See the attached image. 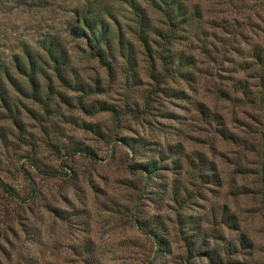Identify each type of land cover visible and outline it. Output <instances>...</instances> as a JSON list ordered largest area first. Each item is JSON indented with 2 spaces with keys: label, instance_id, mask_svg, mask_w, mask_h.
<instances>
[{
  "label": "rangeland",
  "instance_id": "rangeland-1",
  "mask_svg": "<svg viewBox=\"0 0 264 264\" xmlns=\"http://www.w3.org/2000/svg\"><path fill=\"white\" fill-rule=\"evenodd\" d=\"M3 1L8 11L0 9L3 55L18 37H37L44 19L57 17ZM188 1L202 8L201 32L176 48L193 54L195 65L187 78L163 84L182 91V98L152 92L149 63L139 53L134 81L119 72L109 82L94 63L87 69L90 75L99 72L107 85L97 98L117 109L125 101L138 106L140 112L127 111L116 123L110 112L80 108L79 94L59 86L68 100L54 95L47 110L21 97V130L0 108V180L19 191L13 198L0 188V264H214L187 250L184 237L199 229L194 247L206 238L202 251L218 247V264H264L258 193L264 176V63L254 57V49L264 53V0ZM93 99L86 98L84 107ZM200 105L211 115H202ZM124 136L152 143L138 152L144 159L157 149L172 159L174 152L166 149L172 145L181 166L174 169L164 160L156 177L133 173L129 165L140 156L122 142ZM200 155L214 161L219 182L196 177L187 159ZM26 159L55 175L37 172ZM20 163L36 187L33 198ZM173 180L181 187L178 200L172 198ZM223 213L230 215L228 222H222ZM153 232L167 240L166 252L156 250ZM240 233L249 247L239 246ZM221 241L235 248L226 254Z\"/></svg>",
  "mask_w": 264,
  "mask_h": 264
},
{
  "label": "trees",
  "instance_id": "trees-1",
  "mask_svg": "<svg viewBox=\"0 0 264 264\" xmlns=\"http://www.w3.org/2000/svg\"><path fill=\"white\" fill-rule=\"evenodd\" d=\"M10 1L19 8L35 6L57 16L44 19L46 22L40 25L35 33L37 37L21 35L16 40L17 42L9 47L8 54L0 53V108L8 114L11 122L18 129L21 128V121L17 115V103H21V97L37 101L47 110L48 101L54 95L65 97L68 100L67 95H64L57 86L63 87L72 94H79L80 108H86L85 110L89 113L95 111L112 113L115 116V123L127 111L140 112L136 103L130 105L125 101L123 107L117 109L113 104L97 98V95H102L107 91V85L103 82L99 72L90 75L87 71L88 66L94 63L103 69L109 82L117 79L119 72L124 73L125 80L130 78L134 81L139 53L149 63L150 76L154 80L152 92L182 98L180 95L182 91L171 89L163 84L167 79L187 78L195 65V56L177 49L176 45L183 40H188L190 35L201 32L200 27L204 14L198 1ZM3 2L0 0V9L8 13L2 5ZM254 51V57L264 63V53L261 55L257 52L258 50L254 49ZM93 96L91 105L84 107L85 99ZM148 98H150V94L145 97V109L148 105ZM198 109L206 117L211 115L203 105H200ZM216 116L218 119L220 118L218 115ZM116 134L114 133V136ZM121 140L133 150L134 154H139L141 148H152L147 146L152 143L144 140L143 137L124 136L121 137ZM172 148V145L166 146V149L174 152L172 159H167L169 153L157 149L154 155L148 159H144L139 154L140 159H134L135 161L129 165V169L133 173L139 171L145 176L156 177L155 172L161 168L160 162L164 160H169L173 168L177 169L181 166V159L177 155L178 150ZM26 162L39 173L55 175V171L42 167L35 159H26ZM187 162L195 170L196 177L201 182H219L220 176L217 174V167L213 160L205 159L200 155L198 159H187ZM18 168L21 177L28 183L29 196L33 198L36 194V187L30 182L31 178L22 163L18 165ZM0 188L8 196L19 197V191L5 181L0 180ZM171 189L173 200L180 199L181 187L176 183V180H173ZM183 190L185 191V189ZM242 193H246V191ZM258 193L264 208V176H261ZM229 217L230 215L223 213L222 222L226 219L228 222ZM134 220L141 225L144 222L138 218ZM179 221L182 222V219L179 218ZM199 230L197 231L199 232ZM197 231H190L184 237L188 252L193 250L195 255H203L210 262L218 264L221 260L218 247L202 251L201 246L206 242V238H202L200 245L194 247L199 239ZM153 236L156 250L166 252L168 242L165 237L158 232H153ZM237 240L240 247L250 246L243 233H240ZM221 243L224 244L223 250L226 254L231 253V250L235 248L230 242L221 241ZM88 264L99 263L89 262ZM148 264H152V262Z\"/></svg>",
  "mask_w": 264,
  "mask_h": 264
}]
</instances>
